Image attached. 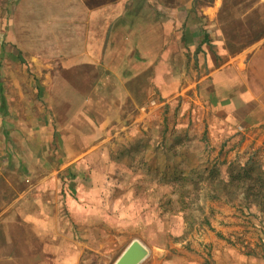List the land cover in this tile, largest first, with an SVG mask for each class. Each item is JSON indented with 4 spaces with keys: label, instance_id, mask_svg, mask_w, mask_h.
Instances as JSON below:
<instances>
[{
    "label": "rangeland",
    "instance_id": "rangeland-1",
    "mask_svg": "<svg viewBox=\"0 0 264 264\" xmlns=\"http://www.w3.org/2000/svg\"><path fill=\"white\" fill-rule=\"evenodd\" d=\"M194 1L198 8H217L210 22L200 10L196 12L208 40H221L209 48L217 58L205 59L201 69L197 46L188 49L186 41L178 40L170 56L165 54L171 59L159 63L161 83L170 91L107 93L105 98L112 106L99 102L105 109L98 110L94 95L68 90L48 93L50 102L32 110V139H27L32 160L21 165L58 166L69 158L75 161L73 168L59 175L58 194L60 203L65 199V208L75 207L72 198L77 201L81 219L66 212L61 221L66 228L81 230L73 241L61 240L58 245L93 247L96 252L86 253L90 257L83 264H114L133 240L148 249L141 264H264V214L245 208L239 199L209 198V181L198 180L199 173L214 162L221 177L229 164L239 168L250 160L264 166V115L262 122L252 127L221 123L220 112L210 99L211 87L198 84L212 71L209 64L215 68L239 55L234 62L241 67L240 83L236 86L238 77L232 69L225 70L222 80L229 83L225 82L219 96L241 93L243 102L250 93L258 96L264 91V0ZM219 47L223 59L216 54ZM49 64L53 66V83L62 79L58 75L61 64ZM31 74L28 80L34 87L40 86L44 77H39L34 67ZM80 82L71 84L84 88L83 83L88 86L90 81L84 78ZM104 115L109 119L106 124L101 120ZM42 122L48 125L41 132ZM66 148H83L85 154L61 157ZM0 161L2 168H7L8 161L12 167L21 166L17 157L2 156ZM181 173L192 175L185 187L198 183L200 188L199 195L190 199H194L192 226L185 231L181 213L171 212L176 201L171 193L173 179ZM1 180L0 198L5 202L12 193ZM23 228L5 226L7 233L25 237L26 244L54 243L41 238L31 241ZM0 264L10 263L0 260Z\"/></svg>",
    "mask_w": 264,
    "mask_h": 264
},
{
    "label": "crops",
    "instance_id": "crops-1",
    "mask_svg": "<svg viewBox=\"0 0 264 264\" xmlns=\"http://www.w3.org/2000/svg\"><path fill=\"white\" fill-rule=\"evenodd\" d=\"M195 4L194 0H0V158L17 157L18 165L31 162L27 139L28 142L32 139V110L50 102L48 93L88 92L95 97L94 108L102 110L105 108L99 102H104L107 108L112 106L105 98L107 93L168 91L170 87L161 83L159 63L171 59L165 54L170 56L178 40L186 41L188 49L197 46L201 69L205 59L208 62L216 59L209 48L221 40H208L196 12L201 11L210 22L217 8H198ZM216 52L224 55L222 47ZM240 57H229L215 68L209 64L212 71L198 84L211 87L210 99L220 112L221 123H248L252 127L263 120L264 91L258 96L250 93L243 102L239 92H223L219 96L222 87L229 83L222 80L225 70L236 73V86L239 85L241 67L234 61ZM49 62L62 66L58 74L62 79L58 78L56 85ZM33 67L39 77H44L40 86L34 87L28 80L32 78ZM72 77L77 78L72 81L82 79L83 83L88 78L90 82L88 86L83 83L84 88H77L69 80ZM106 119V115L101 119L105 120L104 124ZM42 123L41 132L49 122ZM81 135L88 138L83 132ZM83 152V148L79 151L66 148L61 157L76 158L84 155ZM8 162L7 168L0 166L3 179L0 180L12 193L5 202L0 198L3 203L0 204V260L10 264L87 263L90 256L86 253L96 252L90 245H58L61 240L73 241L81 230L66 228L61 221L66 212L81 219L77 201L72 198L75 207H66V211L65 199L60 203L58 194L59 175L73 168L75 161L69 158L64 165L19 168ZM6 225L24 227V236L27 232L31 241L41 238L54 243L26 244L21 234L7 233ZM39 242L42 243L40 239Z\"/></svg>",
    "mask_w": 264,
    "mask_h": 264
},
{
    "label": "trees",
    "instance_id": "trees-1",
    "mask_svg": "<svg viewBox=\"0 0 264 264\" xmlns=\"http://www.w3.org/2000/svg\"><path fill=\"white\" fill-rule=\"evenodd\" d=\"M232 168L234 167L229 164L227 171L221 177L217 163L214 162L209 168L199 173L198 180L209 181L210 187L206 189L209 198L215 199L221 195L231 201L239 199L245 208L256 209L260 214H264V166L262 163L249 160L243 166L234 168L236 170ZM191 179V173H181L175 176L173 179L175 183L171 188L176 201L175 208L170 211L172 214L175 213L174 215L181 213L184 231L192 226L194 199L191 202L190 199L193 196L197 197L200 190L198 183L190 188L185 187L186 182Z\"/></svg>",
    "mask_w": 264,
    "mask_h": 264
},
{
    "label": "water",
    "instance_id": "water-1",
    "mask_svg": "<svg viewBox=\"0 0 264 264\" xmlns=\"http://www.w3.org/2000/svg\"><path fill=\"white\" fill-rule=\"evenodd\" d=\"M148 253V249L141 242L133 240L114 264H141L147 258Z\"/></svg>",
    "mask_w": 264,
    "mask_h": 264
}]
</instances>
